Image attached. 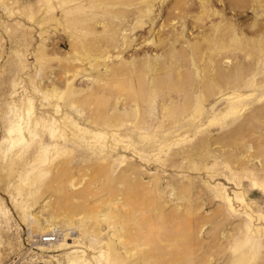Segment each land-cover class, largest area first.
I'll use <instances>...</instances> for the list:
<instances>
[{"label":"rangeland","instance_id":"374dc122","mask_svg":"<svg viewBox=\"0 0 264 264\" xmlns=\"http://www.w3.org/2000/svg\"><path fill=\"white\" fill-rule=\"evenodd\" d=\"M0 264H264V0H0Z\"/></svg>","mask_w":264,"mask_h":264},{"label":"bare ground","instance_id":"6f19581e","mask_svg":"<svg viewBox=\"0 0 264 264\" xmlns=\"http://www.w3.org/2000/svg\"><path fill=\"white\" fill-rule=\"evenodd\" d=\"M57 236H58V235H57ZM55 241H56V238L54 239L53 236H50V237L47 238V240H45V242H46V243H49V244L52 243V242H55Z\"/></svg>","mask_w":264,"mask_h":264}]
</instances>
